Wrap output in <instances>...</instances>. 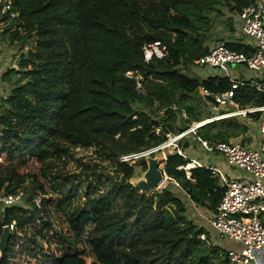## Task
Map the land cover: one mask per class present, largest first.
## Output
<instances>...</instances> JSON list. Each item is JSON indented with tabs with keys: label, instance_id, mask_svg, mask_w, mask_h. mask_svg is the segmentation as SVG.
Masks as SVG:
<instances>
[{
	"label": "trees",
	"instance_id": "obj_1",
	"mask_svg": "<svg viewBox=\"0 0 264 264\" xmlns=\"http://www.w3.org/2000/svg\"><path fill=\"white\" fill-rule=\"evenodd\" d=\"M250 2L11 0L14 18L3 10L5 3L0 4L2 36L8 33L10 42L23 44L33 40L17 67L2 73L5 81L17 78L0 102V188L7 181L6 191L11 192L30 178L32 194L42 197L40 210L33 205L29 210L6 208L0 215V235L3 224L17 222L0 264H87L86 258L90 264H229L226 250L231 244L215 236V245L203 241L200 235L210 238L211 230L187 214L189 202L213 212L221 199L218 179L209 169H191L187 178L178 168L186 163L184 157L169 154L164 171L184 196L166 187L142 194L131 178L135 165L145 170L144 158L129 165L119 163L118 157L163 143L178 113H195L189 104L192 95L217 107L203 97L200 87L222 93L230 88V80L192 77L183 70L207 52L213 12L221 15L224 7L236 13ZM154 41L164 44L168 55L145 62L142 46ZM233 100L245 108L262 105L264 96L244 81L234 90ZM221 109L228 111L229 105ZM261 114L248 116L258 120ZM246 131L245 123L220 118L196 133L210 141H227ZM191 146L185 139L182 148ZM77 147H94L116 162L114 177L93 169V179L84 165L89 190L83 196L77 193L81 176L52 171L56 160ZM32 164L37 171L11 184L18 167ZM74 198L79 205H73Z\"/></svg>",
	"mask_w": 264,
	"mask_h": 264
},
{
	"label": "built area",
	"instance_id": "obj_2",
	"mask_svg": "<svg viewBox=\"0 0 264 264\" xmlns=\"http://www.w3.org/2000/svg\"><path fill=\"white\" fill-rule=\"evenodd\" d=\"M10 3L11 0H6L3 10L8 11L10 18H14L16 13L10 10ZM232 14L235 28L232 43L240 44L247 50L229 48L224 41L213 42L206 44L207 52L192 65L195 71L204 73L205 77L202 79L218 76L230 80V88L222 93H212L203 86L200 87L203 97L212 100L219 108L229 105L230 110L196 124V129L221 117H231L239 113L247 116L260 111L262 114L256 122L257 136L246 139L240 135L227 141H210L201 138L195 132L201 151L207 155L217 154L221 159V164H213L186 155V151L176 143L190 132L187 127L176 135L166 134V140L159 145L121 154L118 162L132 165L146 156L160 152L164 163L169 154L176 152L186 160V163L178 168L184 171L187 178L190 177L191 169L198 167L209 169L211 175L218 179L222 196L215 211L208 216L211 237L201 234L200 238L215 245L217 244L213 238L215 236L218 241L225 240L237 245L226 250L229 264H264V261H260L258 257V254L264 251V103L260 106L242 108L233 100L234 90L244 81L264 96V0H251L241 11ZM142 52L145 62H149L153 57L164 58L168 55L167 47L160 41L144 44ZM231 66L241 68V73H244L242 78L238 73L232 72ZM2 73L3 71L0 73V87ZM139 86L137 83V87ZM2 93L0 88V102L9 94L2 95ZM175 108L174 106L173 109ZM181 116L186 118L184 110ZM159 130V127L155 128L157 134ZM166 148H168L167 152ZM174 183L178 185L176 181ZM29 198L32 204L27 201ZM32 205L38 210L42 205V197L32 194V191L17 189L0 192V215L6 208L29 210ZM39 217L35 218L36 224L40 222ZM6 226L12 234L17 229V222L11 220L3 224L2 229ZM52 229H57L55 222H52ZM42 247L46 249L47 244L42 243Z\"/></svg>",
	"mask_w": 264,
	"mask_h": 264
},
{
	"label": "rangeland",
	"instance_id": "obj_3",
	"mask_svg": "<svg viewBox=\"0 0 264 264\" xmlns=\"http://www.w3.org/2000/svg\"><path fill=\"white\" fill-rule=\"evenodd\" d=\"M6 0H0V4L1 3H5ZM221 11V15H216V12H213V15L211 16L212 20H213V24L212 27L210 29V31L208 32V40L206 41V44H211L213 42H222V41H226L229 40L230 37L231 39H233L234 36V29L233 23H229V20L231 18L232 21V17L233 14L230 13L227 8L221 7L220 8ZM3 27L4 25L2 24V22L0 23V68L1 71H5L10 67H17V63L19 60V56L22 53H25L27 51L28 48H30V46L33 43V40H28L25 42V44L20 43L19 41H12L10 42L8 40V33H6L4 36H2L3 33ZM231 27V28H230ZM232 72L233 73H238L239 75H244V73H241V68L239 66H231ZM186 74H188L189 76L192 77H200L203 78L204 73H202L201 71H195L192 67L189 70H183ZM129 76H132L133 73L132 72H128ZM17 77H13L11 80L9 81H5V80H1V91H3L2 95H6L9 93V91L11 90V88L15 85V81H16ZM136 79H140L139 76L136 77ZM201 99L197 96V95H192L191 100L189 101V104L195 107V113L190 116L186 113V118L182 117L180 115V113L177 114V119H176V125L174 127V130L171 131L169 133V135H176L178 132L179 128H182L184 126H187L190 123L189 127V133L184 136L182 139L177 140L176 143L182 147V145L184 144V140L188 139V141L190 143H192L194 146H191L193 150H198L197 148V140L195 138V132L197 131L196 126L198 125V123L203 122L205 119L213 117V115L209 112H207L203 105H202V101H200ZM230 110V109H228ZM239 113V112H238ZM221 114V113H219ZM194 117L201 119L198 122L192 121L194 119ZM221 118H225V119H233L235 121H237L238 123H245L247 125V131L240 134L242 138H246L248 139V137L250 138V136L256 137L257 136V129H256V121L250 119L247 116H243L242 113H239L235 116H231V117H221ZM220 119V118H219ZM197 124V125H196ZM201 124V123H200ZM238 135V136H240ZM236 137H231V138H237ZM199 145V144H198ZM172 146H170L171 148ZM165 151H168V148L165 149ZM153 156H157L159 159V163L161 165V167H164V163L162 162V154L160 153V155L154 154ZM145 159V158H144ZM140 162V160H139ZM138 162V163H139ZM83 164V165H82ZM84 165H88V178L89 179H93L92 176V170H96L97 174H103V176L108 175L109 177H114V173H115V169H116V162L110 159H106L103 158L100 155V151H98L96 148L94 147H77L74 148L70 151L69 155L64 156L62 159L60 160H56L55 161V165L52 169V171L56 174L58 173V170H60V172H62L64 175H72V174H76L78 176H81L83 179V182L81 183V185H79L78 189H77V193L79 192L80 195L79 196H83L84 195V191L87 188V182L85 181V174L83 172V167ZM96 168V169H95ZM232 170H234V168H231ZM146 170V168H145ZM145 170H143V167H141V165H135V169H134V175L131 178V183L133 181H136L138 179H141L143 177V173L145 172ZM28 171H37L36 169V165L32 164L31 166H20L18 167L15 172H16V176L11 180V184H15V182L17 181V179H19V177H21L24 173H27ZM10 173H6L5 177L9 176ZM8 184L7 181L4 182L3 186L0 188V192L2 191H6L5 186ZM96 187V181L92 180V184H91V188ZM170 188L175 194L177 195H182L184 196L182 190L180 189V187H178V185L176 183H174V181L170 180V178H165L163 180V182L160 184V186L157 188L156 191H161L163 188ZM17 189H24L27 190V192H31L32 191V185H31V181L30 178H25V180L19 185L14 187V191ZM89 190V189H88ZM92 191V189H90ZM104 190V188H101L100 191ZM95 191V190H94ZM155 190H153V192H156ZM152 192V193H153ZM81 201H79L77 198H74L73 200V205H79ZM187 214L190 218L195 219L196 222H199L200 224H202L203 222H206V217H207V212L205 211V209L201 208L199 211L198 209H195L192 205H188V209H187ZM203 213V214H202ZM205 215V216H203ZM207 226V222L205 224V227ZM209 227V226H207ZM214 235V234H213ZM223 243L225 242V240H221ZM213 244V242H212ZM226 247V245L224 246ZM86 263L90 264L91 259L90 258H86Z\"/></svg>",
	"mask_w": 264,
	"mask_h": 264
},
{
	"label": "water",
	"instance_id": "obj_4",
	"mask_svg": "<svg viewBox=\"0 0 264 264\" xmlns=\"http://www.w3.org/2000/svg\"><path fill=\"white\" fill-rule=\"evenodd\" d=\"M203 107L206 111L216 115L217 109L211 107L208 103L202 102ZM160 155V152L155 153ZM146 170L143 173V177L136 181L132 182V185L135 189H137L142 194H150L153 190H157L160 184L163 182L165 178H167V174L164 171V167H161L159 163V159L157 156H146L145 157ZM11 232L9 228L3 227L2 233L0 235V255L3 254L7 243L9 242Z\"/></svg>",
	"mask_w": 264,
	"mask_h": 264
},
{
	"label": "crops",
	"instance_id": "obj_5",
	"mask_svg": "<svg viewBox=\"0 0 264 264\" xmlns=\"http://www.w3.org/2000/svg\"><path fill=\"white\" fill-rule=\"evenodd\" d=\"M232 23H233V18H232ZM233 26V29H234V32H235V28H234V25H232ZM232 41H233V39H231V37H230V39L229 40H226V41H224L225 43H227V42H229V43H232ZM234 44H237V43H234ZM240 45V44H239ZM240 46H242V45H240ZM243 47V46H242ZM0 73H1V68H0ZM234 74H236V73H234ZM238 76L239 77H241V75H239L238 74ZM242 78V77H241ZM207 103V102H206ZM209 104V103H208ZM211 107H214V108H216L217 109V114L216 115H218V113H222L221 112V108H219V107H216V106H212L211 104H209ZM247 107V106H246ZM208 112V111H207ZM212 114V113H211ZM213 116H215L214 114H212ZM247 117H249L250 119H252V120H254L251 116H248L247 115ZM211 118V117H210ZM256 122H257V120H255ZM197 146V148H198V150H193V149H191V148H188L187 150H185L186 151V155H188V156H192V157H196V158H198V159H200L201 161H203V159H204V161L206 162V161H208V162H210V163H218V164H221V159H219V157H218V155L217 154H211V155H207V154H204L202 151H201V149H200V147H199V145L197 144L196 145ZM206 159V160H205ZM189 205H192L195 209H198V211L202 208V207H200V206H198V205H195L194 203H192V202H189L188 203ZM203 209H205V208H203ZM205 211L207 212V217H206V222H207V226H208V216L210 215V213H211V211H208V210H206L205 209ZM200 212V211H199ZM203 214V213H202ZM203 216H205V215H203ZM206 222L204 223H202L201 225H203V226H205V224H206ZM206 226V228L208 229V230H211L209 227H207ZM227 242V241H226ZM229 244H231V246H237V245H235V244H232V243H230V242H228ZM258 257H259V259H260V261H264V251H261L259 254H258Z\"/></svg>",
	"mask_w": 264,
	"mask_h": 264
}]
</instances>
